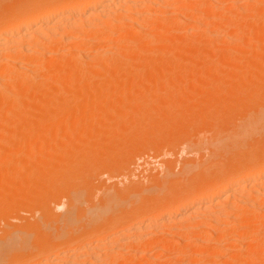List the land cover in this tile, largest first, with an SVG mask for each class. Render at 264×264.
Masks as SVG:
<instances>
[{
    "label": "bare ground",
    "instance_id": "obj_1",
    "mask_svg": "<svg viewBox=\"0 0 264 264\" xmlns=\"http://www.w3.org/2000/svg\"><path fill=\"white\" fill-rule=\"evenodd\" d=\"M6 1H4V2H6ZM48 1L49 2L44 3L42 5L39 4L38 6L36 5L33 8L31 7L27 13H25V12L23 13L22 11H20V8H22V5L23 4L25 5L27 1L16 0L10 7H8V9L5 11L6 13L3 11L2 12L3 15L2 14L0 15V117L3 114L2 111H4V114H3L4 117L2 116L3 119L0 118V130L2 129V131L5 129V130H13L15 132H18V131H21L22 129H27L26 127H28V128L30 127L29 129H32V131H40L42 129H60L61 126L59 127V125H57V126H54V125L51 126L50 125L46 128H45V126H46V124L54 121L55 117H57L59 115L61 116L63 113H64V115H63L64 119H62V121L68 122L70 117L74 113L73 112V110H74L73 106L75 104H78V106L80 105V107L82 108L81 111H79V113H78L79 116L81 117V119L82 118L86 119V118H90L92 116H95V114L100 110V108H98L97 106H91L89 103H87L85 101H87L88 99H91V98L101 99V98L105 97V93H103V91H105L106 89L101 88V89L90 90L87 88L88 85H87V87L82 86V85H85L89 82L91 84V82H94V81H99V83L101 81V83H102V81L104 79H106V76H105V74L102 75V74L96 73V71L98 69H106V68L111 69V68H116V67L117 68L118 67L124 68V67H127L129 65H134V67L135 66H144V67L148 66L151 68H153L154 66L155 67L158 66L160 68L164 67V69H165V67L170 66L171 65L170 63L173 62V61L170 62L169 60L168 61L166 60L167 59L166 55L168 54V52H172V51L182 52V51H184V52L188 53L190 51L189 48L192 49L193 46H195V47L198 46L200 48V46H202L199 44L200 41H198V37L200 36L199 34H201V33L199 32L198 34L195 35V33H196L195 31L189 30V29H193V28L198 29V26H201L202 24L208 23V25L209 24L212 25V27L211 26L209 27V28H213V29H211L212 31L210 32V30L208 28L206 30V33L209 35V33H208V30H209V32L213 35L212 36L209 35V37H208V35L205 33L206 37H208L209 40H210V37L213 38L214 33L218 34L219 36L221 35V37H219L217 35L215 38V39L221 38V40L220 39L218 40V41H220V44L217 43L218 41H216V43H215L214 42L215 39H212V38H211L212 43L214 42L215 44L214 43L210 44V41L207 40L208 38L204 39L206 37L203 36L204 37L203 41L204 40L209 41V44H207L208 42L206 43V41H204L207 44V46H206V44H204V42H202V44L205 45L202 47L210 48L211 46L215 45V48L213 47L214 48L213 52H210L212 50V48L207 49V50L205 49L206 51L210 50L209 52L212 55H214L216 53V51L223 52L221 49H223V48L225 49V47H222L223 45L221 43L222 42L225 43V41L227 40L226 46L229 45V48L227 47L226 49H228L227 54L229 57L231 56V55H229V53H232L233 50L234 51L236 50V55H233L235 60L237 59L236 56L237 57L246 56V57L250 58L252 55H250L251 51H250V54H248L249 53L248 49L250 47H251V49L253 48L251 46V44H253L252 42L255 43L258 41H260V42L264 41L263 40L264 39V0H76V1L72 0L73 2L66 0L65 3H62L63 4L62 7L58 2H55L56 0H54V1L48 0ZM59 1L62 2V0H59ZM2 2L0 0L1 6H2ZM8 2L9 1H7L6 6H8V4H10ZM256 3L257 4L259 3L260 5H257ZM4 5H5V3H4ZM228 13H229V15H228ZM221 14L223 15V17L225 16L223 20L221 19V17H222ZM218 15H221V16H219L221 20L215 19V18H219V17H217ZM213 21H219V23H215ZM182 23L183 24L185 23V25H182ZM252 23H255V26L252 25ZM257 24H259L260 26ZM190 26H191V28H190ZM250 26L252 28H249ZM254 27H257V28H254ZM247 28H249V30H247ZM199 29H198V31H199ZM250 29H251V31H250ZM179 31H182V32L180 33ZM247 31L249 34H248V37L246 38ZM235 33L242 35L241 38L239 37V39H238L235 36V37H233L234 38L233 39L232 36ZM238 34H236V35H238ZM185 35L187 37L193 36V38H195V39L194 40L192 39L193 41L190 42L191 41V39H189L190 37L187 38V37H185ZM194 35L195 36L198 35V37H195ZM179 36H180V38H179ZM181 37H182V39L184 38L183 41H186L185 38L189 39L188 41H186L187 43L188 42L190 43V44L188 43L190 45L189 48H186L188 46V44H186V42L184 43L186 45V47L184 46L183 43H182L183 45L179 44L180 41L182 40ZM178 38L181 39L178 41L179 43L177 42ZM199 38H201V41H202V37L200 36ZM229 39H231V40L233 39L235 41H236V39H238V41H236V42H239L238 43L239 45L234 44V41L232 42ZM228 41H229V43L231 42L232 45L228 44ZM193 42H195V43H193ZM260 42H258V43H260ZM192 43H193V45H191ZM195 44H197V45H195ZM244 44H245V47H244ZM216 45H218V46L221 45L220 50L218 49L219 47L218 48L216 47ZM246 45L248 47H246ZM224 46H225V44H224ZM230 46H232V48H234L233 46H235L236 48L232 49V48H230ZM199 48H197V50H200V53H201V51L204 48L202 50ZM229 49H231L232 51ZM158 52L159 53L160 52L161 53H167L165 56L162 55L166 59L158 61V58H157V60H155L154 58L151 59L150 57H148V55L150 56V55L158 53ZM193 52H194V50H193ZM202 52L207 53L204 50ZM223 53H224V56L221 57L219 61L226 64L228 56H227L225 51ZM196 54H197V52H196ZM260 54H262V53H260ZM159 55H161V54H158V56ZM202 55L199 56V58L200 57L202 58ZM247 55H249V56H247ZM156 57H157V54H156ZM190 57H188V58H190ZM203 57H205V56H203ZM261 57L264 58V56H260L259 58H261ZM170 58H172V56H170ZM182 58H184V57H182ZM249 58L247 59V61L248 60L250 61L252 59V58H250V59ZM192 59L194 60V57ZM214 59L212 61H214V63H215L216 57H214ZM199 60H201V61L199 62ZM199 60L194 61V62L192 61L190 64V67L194 68L196 66L198 67L199 65L201 66V65H205L206 63H208V60L207 61L206 60L203 61L204 59L203 60L199 59ZM244 60H245V57H244ZM252 61H254V60H251L250 62H252ZM250 62H249V64H247L248 62L246 64L248 66H250V65L254 66L255 65L254 63H256V61L252 62V63H250ZM258 63H256V64L258 65ZM173 64L174 63H172V65ZM263 64H264V62L263 63L261 62V65H259V68H261L262 66L264 68ZM175 65H176V63H175ZM139 68H141V67H139ZM152 70H155V69H152ZM152 72H155V71H152ZM165 73H167V72L165 71ZM261 73L263 74V71H261ZM262 74H259V75H262ZM135 75L132 74V76H135ZM146 75H148V74H146ZM155 75H157V74H155ZM113 76H114V74H113ZM262 76H264V75H262ZM142 77H144V75ZM143 79H145V78H143ZM262 79L264 80V78H262ZM263 83H264V81H263ZM92 85H94V84H92ZM99 85H101V84H99ZM126 88H127V86H126ZM261 89L263 90L264 88H261ZM246 90H247V88H246ZM236 95H237V92H236ZM255 95H257V94H255ZM119 97H121V96L120 95L116 96L117 99ZM149 98H150V96H149ZM239 104H240V102H239ZM262 105H264V103ZM248 106H250V104ZM263 107H262V109L259 108L261 110H258L259 112L257 111L258 115H257V113L255 115L257 117L253 118V120H252L253 122H254V120L258 121V118H259L260 119L259 121L261 123L258 122V124H260V126L264 124V109H263ZM150 110H151V108H150ZM219 113H221V112H219ZM167 114H169V113H167ZM255 116H253V117H255ZM213 120H214V118H213ZM122 121H124V120H122ZM147 121H148V119H147ZM125 122H127V121L125 120ZM7 124L8 125L10 124V127ZM79 125H80V123H79ZM122 125H121V127H122ZM252 127H253V125H252ZM262 127H264V126H262ZM84 129H87V128L85 127ZM214 129H216V127ZM257 129H258V126H257ZM261 129H263V128H261ZM101 134L103 135L104 133H101ZM12 135H14V134H12ZM10 137H12V136H10ZM86 137H88V136L86 135ZM98 139H99V137H98ZM91 140H93V139H91ZM94 140H95V138H94ZM94 140H93V142L96 141V140L95 141ZM100 140L102 141L101 138H100ZM4 141L6 142V140H4ZM89 146L90 145H88V147ZM80 149H79V147L78 148L76 147L71 152L74 154V153H76V150L79 151ZM82 150H83V148H82ZM49 151H51V150H49ZM92 151H91V153H92ZM84 152H85V150H84ZM8 153H10V152H8ZM89 154H90V152H89ZM66 155H68V154H66ZM21 161L22 160H20L19 162H21ZM263 161H264V159H263ZM259 162H261V159ZM44 164H45V162H44ZM261 164L262 165H260V163H259V165H260V167L258 165L259 168L255 167V169H257V170L253 174L250 171H248V169H245V170L240 171V173L238 172L239 174H237V173L235 174L233 172H231V174H229L230 173L229 172L225 175L224 174L223 175L213 174L214 176L208 177L206 179L204 177V180L201 181L200 184L195 185L192 188L191 192H189V193L184 192V194L179 195L178 197H175L176 195L171 192L167 195V197H164V200H162L160 202H153L155 197L152 198V195H153V193H152L150 198L153 199V201L152 200L149 201L150 198L146 197L144 199L143 203L142 202H140L138 204L135 203V204H137V206L134 205L135 207L128 212L129 215L131 214L134 216L135 221L132 223L130 222V217L128 215H118L115 218H112L113 220L111 219V217H113V216H111L109 218V215H112L113 213L118 211V207H117V203L114 201V199L110 195H107V193H104V191L107 189L103 188L104 189V191H103L104 195L102 194L103 197L101 200V204H99V202H97L99 204V206H101V207L100 208L96 207L94 209L95 205H93V206H91V207H93L92 209L87 208V210L85 209V211L89 212V210L91 209V210H93L92 212H94L96 209H100V213H102V215H104L106 213L108 214V215L106 214L107 218H104L106 215L104 217H102V215H101V218H104V219L109 218V219H111L110 221L106 220L104 222H107V223L102 224L103 222L100 223L101 219L98 220L100 217V214H98L99 216H97L95 214L98 218L96 216L93 219L87 218L88 222H92V220L95 221L96 218L98 221L97 222L95 221V223H91V224L89 223V225L86 223L87 227L90 226L87 228L84 225L86 218H84L85 221L83 220V222H82V218L84 216L90 217L91 216L90 214H94V213H92V212H90V214L88 213L90 216H88V214H87V216L85 214H83L82 218L79 216V219L81 218L80 219L81 221L79 222V226H81L83 224L85 226V228H83V226H82V228L84 230L81 228L80 229L86 233L79 235L80 230H78V228H77L78 225L76 222V223H74V225L75 224L77 225V227L75 229L78 230L77 233H79V234L74 233V237H73L72 236L73 233H71V234L69 233V235H71L72 237L70 236L71 238L69 237V239H65V240L61 241V239L63 237H65V234H66V233L62 232V230H61L60 232H62L64 235L61 238L62 234H56L58 237L60 236L59 238H61V239L59 240V239L54 238V240H56V241L58 240L57 242H59V243L57 244V242H54V243H56V244H53L54 246L49 245L51 247V249L49 246H47L50 243V242L47 243L48 240L45 241L46 244L44 242L43 245H41V246L45 245L47 248L45 246L44 247L39 246L40 244H38L39 243L38 241H40V240H38V237L33 236L32 235L33 233L30 232L31 231L30 229H33L32 226H31V228L28 229L29 231L27 230V228H28L27 226H29L31 223L23 224L22 229L20 227V228H18L19 230L17 229V227H19L20 225L17 226L16 228L14 227L15 231H13L14 229L12 228L11 229L12 232L10 231V229L8 231L4 230L5 235L3 234L4 235L3 236L4 241L2 242V244L5 246L7 243V245H6V246H8L7 250L12 249L11 251H13V250L15 251L14 253L11 254V256L14 255V258L12 257V260L11 259H8V260L5 259V260H6V262L8 261L7 264H28L30 262L29 260L31 258H33V256L34 257L38 256V257H40L39 258L40 264H147V263H145L146 259H148L149 257L152 258V255L154 257V253L157 254V252L168 251L169 249L174 248V250H176V251L180 250L184 254V257L182 256L183 257V259H182L183 263H181L182 261L178 262V259L181 260V258H182L180 256L179 258L178 257H173V258L171 257L172 261L174 260V258H176V261H173L174 263L170 262L171 264H178V263H180V264H185V263L186 264H195V263L199 264L200 262H201V264H205V263L210 264V261L214 260V257H216V259L219 258V257H217L218 256L217 250H216L217 253L210 254L208 256V259L206 256V259L208 260L207 261V260H204L205 259L204 257H202V255H204V253L200 252L199 251L200 249L198 250L197 248H199V246H202V245H204V246L214 245L217 248L219 245L221 246L223 244L222 241L226 242L227 239L230 240V242H229V240L227 241V243H230L229 245L234 243L235 245L237 244V246H238L237 241L238 242L240 241L242 243L244 241V239L248 240V241L245 240L247 242V243L246 242L245 243L249 244L250 246H254L256 244V247L254 246V248L251 251H250V246L247 245V250L250 251V254H249V256H248V254H246V255L248 257H251V258L257 257L256 259H258V256H259L258 251L260 250L259 247H262V248L264 247V231L263 230H262L263 232L260 231L261 229L259 228V227L262 228L264 226V201H262V199L264 198V163H261ZM72 167H74V166H72ZM80 167H83V165H81ZM57 170H60V169L58 168ZM93 170L95 171V169H93ZM45 172H47V171H45ZM62 172H64V171H62ZM185 172L187 173V171H184V175H185ZM38 173H36V174L38 175ZM88 174L90 175V173H88ZM28 177H29L28 175L25 176V178H28ZM170 177H172V176H170ZM170 177H169V180H170ZM151 179L149 180L150 182H151ZM74 181H76V180H74ZM13 182H15V181H13ZM26 182L27 181H25V183ZM32 182L34 183L35 181H32ZM76 182H74V183H76ZM22 183L23 182L21 181V184ZM27 183H29V182H27ZM30 183H31V181H30ZM41 183H42V181H41ZM65 183H68V182H65ZM69 184H72V182H70ZM77 184H80V183L78 182ZM249 184L252 185V188L248 192H246V194L244 196H240L241 190L244 187L249 186ZM23 185H25V184L23 183ZM38 185H40V184H38ZM85 185H87V184H85ZM72 186L73 187L76 186L75 189L77 187H79V185H76V184L72 185ZM81 186L83 187V185H81ZM81 186L79 188H81ZM172 186H173V184H172ZM174 186H173V188H174ZM62 187L65 188V186H62ZM68 188L72 191L75 190V189L73 190V188L71 189L70 187H67V189L65 188V191H68L66 193H70ZM129 189H131V188H129ZM76 190H75V193H77V195L79 192H80V194H82V190H77L79 192H77ZM28 191H30V190H28ZM91 191H92V189H91ZM127 191H129V190H127ZM85 192H86V189L84 191V195L86 194ZM150 192H152V190ZM30 193H31V191H30ZM28 194H29V192H28ZM80 194H79V196H80ZM69 196L70 197H67V198L68 199L70 198V201L72 203L70 202L68 204V201H67L68 199L65 200V201H67L66 202V207H67L66 210L71 211L70 209H73L75 207L74 206V204H76L75 202L78 203L80 201V198H82L81 197L82 195L80 196V198H79V196H76V194H75V197H74V195H72L73 196L72 197L71 194H69ZM28 197L29 196H27V198ZM76 197H78V198H76ZM98 197H100V196H98ZM13 198H8V199H10L9 200L10 202L14 203L15 200H13ZM73 198L74 199L76 198L75 202H74ZM64 199H66V198H64ZM77 199H78V201H77ZM146 199H148V200L146 201ZM56 200H58V199H56ZM81 200H83V199H81ZM84 200H83V202H84ZM2 201L5 202L4 200H2ZM3 202H2V204H3ZM10 202H8L6 200V202L4 203L5 208H6V206H8V207L10 206L9 205ZM54 202H56V201H54ZM80 203H81V201L78 204H80ZM15 204H17V203H15ZM36 204L37 203H35V205ZM78 204H76V205H78ZM84 204H86V203H84ZM68 205H70L71 207ZM3 207H4V205H3ZM69 207H70V209H68ZM78 207H79V205H78ZM80 207L83 208L82 204ZM88 207H90V206L88 205ZM13 208H14V206H13ZM20 208H22V207H20ZM33 210H35V209H33ZM52 210H54V209H52ZM18 211H20V210H18ZM45 211L41 212V214H43ZM74 211L75 210L71 211L70 213L66 211V213H69L68 215L72 216L71 214H74V213L79 214L78 212H80L77 210H76L77 212H74ZM120 211H118V212H120ZM72 212H74V213H72ZM82 212H83V210H82ZM108 212H110V213H108ZM12 213H13V211H12ZM13 215H15V214H13ZM79 215H82V214H79ZM12 216H9V217L13 218V217H16L18 215L13 216V217ZM70 216H68L67 219H69ZM44 217H45V215H44ZM63 217L65 218L66 216L64 215ZM75 217H77V216L75 215ZM2 218H3V216H2ZM49 218H51V219L46 218L48 220V222L45 219L49 228H50V226H53V225L55 227L59 226L58 225L59 219L61 222V218H59V216L56 217L55 219H54V216H53V218L52 217H49ZM71 218H70V220H72ZM42 219H43V215H41V220ZM53 219H54V221H53ZM49 220H52L53 222H55V220H57V224H56V222H55L56 225L52 222L50 223ZM5 221L6 220H4V222ZM10 221L11 220H9V222ZM37 221H36V224H38ZM64 221H66V220H64ZM76 221H79V220H76ZM6 222L8 223V220ZM31 222H33V221H31ZM34 222H35V218H34ZM46 222H44V223H46ZM69 223H70V221H69ZM8 224H10V223H8ZM51 224H53V225H51ZM61 224H62V222H61ZM71 224H72V221H71ZM71 224L69 226H71ZM64 225H67V227H68V223H66V224L64 223ZM74 225L72 224V227ZM91 226L93 228H91ZM8 227H9V225H8ZM24 227H26V229H23ZM40 227H43V225ZM58 228H60V227H58ZM58 228H55V229L58 230ZM4 229H7V228H4ZM34 229H36V231H37L38 228L34 227ZM34 229H33V231H34ZM51 229L47 230V228H46L45 232L49 231V233H51L52 232ZM263 229H264V227H263ZM40 230L42 231L43 229L41 228ZM69 231L74 232V229L70 227V230H68L67 232H69ZM180 231H184L187 233V240H184L181 244L180 243H178V244L173 243L172 240H175L177 237H179ZM83 232H81V233H83ZM30 233H32L31 235L33 236V238L35 237L36 239L35 238L31 239L32 236L31 237L29 236ZM46 233L48 235V232H46ZM34 234H35V232H34ZM53 234L54 233H52V235ZM112 234L115 235L114 238L111 241L107 242V240L110 239V236H112ZM47 235H44V236H46L48 238L50 235H48V236ZM232 235H235V238H236V241H234V242H233V240H235V239H233L234 236H232ZM46 237H44V239H46ZM228 237H230L233 240L231 241V239ZM237 239H241L243 241L237 240ZM52 241L53 240L51 239V242ZM115 241L116 242H118V241L123 242L124 241V244L122 245L123 247L121 248L120 251L114 252L111 248L109 251H106V252H102L103 250L101 251L102 246L103 247H104V245L110 246ZM240 242H239V244H241ZM0 243H1V241H0ZM88 243H89V245H87ZM147 243H151L152 248L148 249V248H145L143 246L144 244H147ZM245 243H242V245ZM59 244L64 245L63 249H66V250H64V251H66V253L64 255H62L63 253L60 254L59 256H60L61 261H60V263H56V262H53V260H55L56 258H54V259L51 258L50 254L48 255V252L51 253L50 251H52V247H54V248L59 247L60 248V246H58ZM31 245H33V247H31L32 250L27 252L28 251L27 248L30 247ZM37 245L39 246L38 248H41V249L43 248V250H41V249L39 250L38 248H37L38 250H36ZM56 245H57V247H56ZM215 247H214V249H215ZM232 247H234V245ZM3 248L5 249V247H2V250H3ZM234 248H236V247H234ZM243 248H245V245L243 246ZM194 249H197V250L194 251ZM25 250H26V252H25ZM23 251L25 253H23ZM64 251L62 250L60 252H64ZM190 251L191 252L193 251L192 254L189 253ZM5 252H7V251H5ZM57 252L59 253V251H57ZM57 252H54V253H57ZM54 253H53V255H54ZM169 254H172V253H169ZM178 254H179V252H178ZM6 255H8V254H6ZM229 255H228V257L226 254L224 255V258L226 261H228V259L229 260L230 259L235 260L236 256H233L235 254H233L231 256H229ZM210 258H212V259H210ZM57 259H59V258H57ZM121 259H124L126 262L124 260H121ZM256 259H254V260H256ZM37 260H38V258H37ZM37 260L35 263H37ZM168 260H170V259L165 258V260H163V262L160 260L162 263L160 261H157V260L156 261L158 264L159 263L170 264ZM203 260L205 261V263H203L204 262ZM252 260H251V262H252ZM149 261L152 263L151 260H148V262ZM184 261H186V262L184 263ZM214 261L216 262L218 260H214ZM214 261H212V262H214ZM237 261L238 260H236V262ZM150 262H149V264H150ZM176 262H178V263H176ZM31 263L34 264L32 261H31ZM254 264H255V262H254Z\"/></svg>",
    "mask_w": 264,
    "mask_h": 264
},
{
    "label": "rangeland",
    "instance_id": "obj_2",
    "mask_svg": "<svg viewBox=\"0 0 264 264\" xmlns=\"http://www.w3.org/2000/svg\"><path fill=\"white\" fill-rule=\"evenodd\" d=\"M4 1L6 0H1L2 6L0 5L1 7L0 15L1 14L3 15L2 12L3 11L5 12L8 9V7H10L16 0L15 1L7 0L9 1L8 3H10L8 4V6H6L7 1L6 2ZM25 1H27L26 4L25 5L23 4L22 8H20V11H22L23 13L24 12L27 13L31 7L33 8L36 5L38 6L39 4L42 5L44 3L49 2L48 0H29V1L25 0ZM65 1L66 0H62L61 2L59 0H56L55 2H58L62 7L63 6L62 3H65ZM69 1H72V0H69ZM257 5H260V4L258 3ZM221 15H218L217 17ZM224 17L222 15L221 19L223 20ZM215 19H220V17L215 18ZM213 22L219 23V21H213ZM182 25H185V23L184 24L182 23ZM252 25L255 26V23H252ZM210 26L212 27V25L210 24L208 25V23H206V24H202L201 26H198V29L201 27L199 31L198 29L193 28V27H192L193 29H189L190 31L191 30L195 31L196 32L195 35L198 34L199 32L201 33L199 35L202 37V41H201V38H199L200 36L199 37L198 35L197 36L194 35V36L198 37V41H200L199 44L202 46H205L202 44V42L206 41V40L203 41V38H204L203 36L206 37V34H207L206 30ZM249 28H252V27L250 26ZM249 28H247V30H249ZM254 28H257V27H254ZM211 29L213 28H209L210 32L212 31ZM209 30H208V33L210 36H212L213 34H211ZM179 32L181 33L182 31H179ZM236 34L238 33L233 34L232 38L235 36L238 39L239 37L241 38L242 35L238 34L239 35L238 36ZM248 34L249 33L247 31L246 38L248 37ZM217 35L218 34L214 33L213 38L210 37V40L208 37L204 39L208 38L207 40L210 41V44H213L214 42L216 43V41H218L219 39L221 40V38L215 39ZM185 37L187 36L185 35ZM188 37H190L189 39H191L190 42H192L195 39L193 38V36L192 37L188 36ZM219 37H221V35ZM179 38L177 39V42L182 39V37L181 39ZM187 38H185L186 41L189 40ZM211 38L215 39L213 43H212ZM183 39L180 41V43L179 42L178 43L183 45L186 42V41H183ZM233 39L232 40L229 39V40H231L232 42L234 41V44L239 45L238 44L239 42H236L238 41V39H236V41ZM209 41H206V43L208 42L207 44H209ZM226 42L227 40L225 41V43L224 42L221 43L223 45L222 47H225V49L223 48L224 50L223 49L221 50L223 52L225 51L227 54L228 49L226 48L227 47L229 48V45L226 46L227 45ZM258 42H255V43L252 42L253 44H251V46L253 48L251 49L250 47L248 49L249 51L248 54H250V51H251L250 55L252 56L250 58H252L251 60H254L252 62L256 61V63L259 62L260 64L258 63L257 65L256 63H254L256 66L253 64L254 66L250 65L251 67L247 65L251 61V60L247 61L249 57L244 56L245 57V60H244V57L236 56L237 59L235 60L233 55H236V50L232 51L231 49H229L232 51V53H229V55H231L230 57L227 54L228 56L227 63L224 64L219 61L220 58L224 56L223 52L216 51L215 54L213 53L215 56L210 53V52H213L215 45L211 46L210 48H207V47L205 48L202 46H200L199 48L198 46L196 47L193 46L194 49L193 48L191 49L189 48L190 43L188 42L189 43L188 44L186 42L188 46L186 47L185 44L184 46L186 48H189L190 51L192 50L191 52L189 51L187 53L184 51L182 52L172 51V52H168V54L158 52L150 56L147 54L148 57H150L151 59L154 58L155 60H157L158 58V61H161L166 58H167L166 59L167 61L168 60L170 62L173 61L172 63L174 64L172 65V63H170L172 66L171 65L167 66L165 67V69L164 67L160 68L158 66L156 67L154 66L153 68H151L148 66H145V67L135 66L134 67V65H129L124 68L116 67V68H111V69H108V68L98 69L96 73L102 74V75L105 74L106 79H104L102 83L101 81L100 83L99 81H94V82H91V84L89 82L85 85H82L86 87L88 85L87 88L90 90L101 89V88L106 89V90L104 89L105 91L102 90L103 93H105V97L101 99L91 98L85 101L89 103L91 106H97L98 108H100V110L95 114V116H92L86 119L85 118L81 119L78 113L79 111H81L82 108L80 107V105L78 106V104H75L73 106L74 113L72 114V116L70 117L68 121L70 124L68 122L62 121V119H64L63 118L64 113H63L61 116L59 115L60 117L59 116L55 117L54 118L55 120L53 119L54 121L46 124L45 126L46 128L50 125L51 126L59 125V127L61 126L60 129H42L40 131H32V129H29L30 127L29 128L26 127L27 129H22L21 131H18V132H15L13 130H5V129L2 131L1 129L0 130L1 132L0 133V153H1L0 154V199H1L0 200L1 201L0 202V205H1L0 206L1 208L0 209V218H1L0 219L1 221L0 222V234H1L0 235V238H1L0 239L1 241L0 243V264H7L8 261L6 262V260L8 259L12 260V257L14 258V255L11 256V254L15 252L14 250L11 251L12 249L7 250V247H8L6 246L7 243L5 246L2 244V242L4 241L3 236L5 235L4 230L8 231L10 229L11 231V229L13 228L14 229L13 231H15V228L17 226L20 225L19 227H17V229L20 227L22 229L23 224L31 223L32 225L31 224L29 226L26 225L28 227L27 230L31 228L32 226L33 229L34 227L38 228L37 229L38 232L36 231V229H34V231L33 229H30L31 230L30 232H32L33 234L30 233L29 236L31 237L33 235V236L38 237V240H40L38 241L39 242L38 244H40L39 245L40 247H44L45 245L44 246H41V245H43V243L47 240H48L47 243L50 242L47 246L49 245L54 246L53 244H56L54 242L58 241V240L57 241L54 240V238L60 240L62 236L64 235L62 232L66 234H65V237L61 239V241L65 239H69V237L71 236L69 235V233L70 234L73 233L72 236L74 237V233H77L78 230H80V234L77 233L79 235L86 233V232H83L84 230L83 228H85L86 223L89 225V223L90 224L95 223V221L97 222L98 220L101 219L102 221L100 220V223L103 222L102 224H104V223H107L104 221L106 220L110 221L112 218H115L118 215H128L130 217V222L131 223L134 222L135 221L134 216L131 214L129 215L128 212L131 209H133L135 206H137L138 203L140 202L143 203L146 197L150 198L152 193L154 195V196L152 195V198L155 197L154 201L151 198L149 201L152 200L153 202H160L164 200V197H167V195L171 192L176 195L175 197H178L179 195L184 194V192L186 193L191 192L192 188L195 185L200 184L201 181L204 180V177L206 179L208 177L214 176L213 174L215 175L224 174L225 175L229 172H230L229 174H231V172L235 174L236 173L239 174L240 171L245 170V169H248V171H250L253 174L257 170L255 169V167H258L259 163L260 165H262L261 163H264L263 161L264 159V127H262L264 126V124L262 123L263 125L261 126L260 124H258V122H260L259 118H258V121L257 120H254V122L252 121L253 118L257 117L255 115L256 113L258 115V112H259L258 110H261L262 107L264 106L262 105L264 103V92H263L264 89L263 90L261 89V88H264V83H263L264 80L262 79L264 78V76H262L264 75V68L263 66L261 67L262 69L259 68V65H261V62L262 63L264 62L263 57L259 58L260 56H264V41H261L260 43ZM193 43L191 45H193ZM206 43L204 42V44ZM217 43L220 44V41H218ZM228 44L232 45V43L231 42L229 43V41H228ZM235 46L233 47L236 48L237 46L236 47ZM216 47L217 48L219 47L218 49L220 50L221 45L220 46L216 45ZM244 47H245V44H244ZM246 47L248 46L246 45ZM197 48L201 50L204 48L203 50L207 53L202 52L203 50L200 53V50H197ZM211 48H212L211 51L210 50L206 51L207 49H211ZM230 48H232V46H230ZM193 50L195 53L193 52ZM156 54H157V57H156ZM158 54H161V55L158 56ZM162 55L164 56L166 55L167 57L165 58ZM201 55H202V58L201 57L199 58V56ZM170 56H172V58H170ZM193 57H194V60L192 59ZM214 57H216L215 63L214 61H212ZM199 59H202V60L204 59L203 61L208 60V63H206L205 65H201V66L199 65L198 67L196 66L194 68L190 67V64L192 61L194 62ZM200 61L201 60H199V62ZM152 69H155V70H152ZM152 71H155V72H152ZM165 71L167 73H165ZM261 71H263V74L261 73ZM131 73L134 75L136 74V75L132 76ZM259 74H262V75H259ZM143 75L144 77H142ZM236 92H237V95H236ZM117 95H120L121 97L117 99L116 98ZM249 104L250 106H248ZM2 112L4 114V111ZM166 112L169 114H167ZM3 114L2 116L4 117ZM2 116L0 117L1 119H3ZM213 118L215 121L213 120ZM125 120L127 122H125ZM8 126L10 127V124ZM257 126H258V129H257ZM85 127L87 129H84ZM215 127L216 129H214ZM101 133H104V134L102 135ZM86 135L88 137H86ZM90 138L93 140L95 138L96 141L94 140L95 142H93V140H91ZM100 138L102 139V141L100 140ZM4 140H6V142ZM88 145L90 146L88 147ZM76 147L77 148L79 147V149L82 147L83 150L81 148L79 150L80 152L76 150V153L73 154L71 151ZM18 158L22 161L19 162L20 160ZM260 159H261V162H259ZM43 161L45 162V164ZM81 165H83V167H80ZM58 168L60 170H57ZM93 169H95V171ZM62 171H64L65 173ZM184 171H187V173L185 172V175H184ZM36 173H38V175ZM88 173H90V175ZM27 175L29 176L28 177L29 179L25 178V176ZM169 177H170V180H169ZM150 179H151V182L149 181ZM74 180H76L77 182ZM21 181L25 185H23V183L21 184ZM25 181L29 183L27 182L25 183ZM32 181H35V182L33 183ZM69 181L72 182V184H69L70 183ZM65 182H68V183H65ZM78 182L81 185H83V187L80 184H77ZM75 184L79 185V187L81 186V188L77 187L78 189L77 188L76 189L82 190V194H80V192L75 189L76 186L75 187L72 186ZM172 184L173 186L175 185L176 187L174 186L173 188ZM62 186H65L66 189L67 187H70L71 189L73 188V190L75 189L79 193L77 195V193H75V190L72 191L69 188L68 190L70 191V193H66L68 191H65V188H63ZM103 188L107 190L104 191ZM251 188H252L251 184H249V186L244 187L240 192V196H244L246 192H248ZM85 189H86V192H85L86 194L84 195ZM28 190H30L31 193ZM151 190L152 192H150ZM103 191L104 193H107V195H110L114 199V201L117 203L118 211L121 210L120 212L116 211L113 214L111 213L112 215H109V218L113 216L111 217V219L109 218L104 219V218H107L108 214L106 213L107 214L106 215L103 213L104 215H102V213H100V209H96L97 211L95 210L94 212H92L93 210H91L93 208L91 206L93 205H95L94 209L96 207L97 208L101 207L99 206V204H101V200L104 195ZM69 194H71V196L74 195V197H75V194L76 196H79V194L80 196L82 195L81 196L82 198H80L79 196L80 201H81L80 204H78L80 201L78 203L75 202L76 198L78 197H76L75 199L73 198L74 202L78 204L79 207L78 205L74 204L75 207L74 208L72 207L73 209H70L71 206L68 205L70 206L68 209H70L71 211L75 210L74 212L80 211L78 213L82 215H79L74 212H72L74 213V214H71L72 216L68 215L71 212V211L66 210L67 208L66 202L68 201V204L71 202L70 198L69 199L67 198V197H70ZM20 196L21 197L23 196V197L21 198ZM27 196H29L28 197L29 199L27 198ZM8 198H13L15 202L14 203L10 202L9 201L10 199ZM81 199L83 200L85 199L84 202ZM2 200H4L5 202L6 200L10 202L9 204L10 206L9 207L6 206L5 208V204H4L5 202H3ZM51 200L53 202L54 201L56 202L53 203ZM147 200L148 199H146V201ZM262 201H264V198L262 199ZM97 202H99V204ZM35 203L37 204L35 205ZM81 204L83 208L80 207ZM12 205L14 206V208ZM88 205L90 207H88ZM87 208H91L90 209L91 211L88 209L89 212H86L85 209L87 210ZM65 210L69 213H66ZM43 211L45 212L41 214V212ZM90 212L94 214H90ZM83 214H85L86 216L88 214V216L90 217L84 216L82 218ZM95 214L97 216H99L98 214H100V217L98 220H97L98 217ZM12 215L13 216L18 215L19 217L18 216L13 217ZM41 215H43L42 220H41ZM52 215L54 216V219L59 216V218H61L62 224L60 222V219L58 218L59 226L55 227L53 224H51L53 226H50L49 228L47 224L48 220L46 218L51 219L49 217L53 218ZM64 215L66 216L65 218L63 217ZM67 215L70 216L69 219H67L68 218ZM75 215L77 217H75ZM101 215L102 217H104L105 215L106 216L104 218H101ZM9 216H12L13 218H10ZM79 216L82 218V222L84 218H86L85 219L86 221L84 220L85 226L83 224L79 226V222L81 221L80 220L81 218L79 219ZM95 216L97 217L96 220L94 219L95 221L92 220V222H88V219H93ZM34 218H35V222H34ZM70 218L72 220H70ZM45 219L47 220V222ZM4 220L6 221L8 220V223L10 224H8L6 221L5 223ZM9 220H11L12 222L11 221L9 222ZM26 220L27 221L29 220V221L27 222ZM76 220H79V221H76ZM36 221L38 224H36ZM43 221L46 223H44ZM49 221L50 223L52 222L55 224L56 222L57 224V220H55V222H53L52 220H49ZM71 221L73 225L74 223L77 222L78 227L76 224H75L76 226L74 225L75 227L74 226L72 227ZM64 223L65 224L68 223V227L67 225H64ZM70 224L71 226H69ZM42 225L44 228L40 227ZM70 227L74 229V232H71V231L67 232L68 230H70ZM76 227L78 228V230L75 229ZM263 227L262 228L259 227L261 229L260 231L262 230L264 231ZM4 228H7V229H4ZM41 228L44 231L43 230L41 231L40 230ZM46 228L47 230L48 229L50 230L51 228L53 229V230L51 229L52 231L51 233H49V231H46L48 232V235H50L48 238L44 236V235H47V233L45 232ZM55 228H58V230ZM80 228L83 230H81ZM91 228L93 227L91 226ZM23 229H26V227H24ZM61 230L62 232H60ZM52 233L54 234L52 235ZM56 234H62L61 238H59L60 236L58 237ZM33 236L31 237V239L35 238V237L33 238ZM114 236L115 235L112 234V236H110V239L107 240V242L111 241L114 238ZM232 236H234V238ZM232 236L231 237L235 240L231 239L230 237L228 238H230L231 241L233 240V242L236 241L235 235H232ZM44 237H46V239H44ZM177 238L175 240H172V242L176 244L178 243L181 244L184 240H187V233L184 231H180V235ZM51 239L53 240L52 242H51ZM228 240L229 239H227L226 242L222 241L223 244L221 246L219 245L217 248L214 245H207V246L202 245V246H199V248L197 249L198 250L200 249L199 251L204 253V255H202V257L205 258L204 260H207L210 254L218 252L217 257L219 258L216 259V257H214V260H218V261L215 262L214 260H212L214 262L210 261V264H225V263L226 264H239L240 262H241L240 264H246V263L254 264V262L255 264H264V247L263 248L259 247L260 248V250L258 251L259 256H258V259H256L257 257H254V258L248 257L250 254V251L254 248V246L256 247V244L254 246H250L249 244H246L247 243L246 241H248L247 239H244V241L241 239H237V240L243 241L242 243H245V242L246 243L242 245L240 241L239 242L241 244H239V242L237 241L238 246L237 244L235 245L234 243L229 245L230 243H227ZM58 243L59 242H57V244ZM123 244H124V241L123 242L115 241L110 246H105V245L104 247L102 246L101 251L103 250L102 252H106V251H109L110 248L114 252L120 251L121 248L123 247L122 246ZM87 245H89V243ZM233 245L236 248L232 247ZM244 245H245V248H243ZM247 245L250 246V251L247 250ZM39 246L37 245L36 250L41 249V248H38ZM58 246H60V248L52 247V251H50L51 253L48 252V255L50 254L51 258L53 259L56 258L55 260L52 259L53 262H56V263H60L61 261L59 255L62 253H63L62 255H64L66 253V251H64L66 249H63L64 248L63 244L62 245L59 244ZM143 246L148 249L152 248L151 243L144 244ZM2 247H5V249L3 248L2 250ZM31 247H33V245L27 248L28 250L27 252L32 250ZM61 249L64 252H60L62 251ZM197 249H194V251H196ZM41 250H43V248ZM57 251H59V253ZM25 252L23 251V253ZM54 252H57V253H54ZM192 252L190 251L189 253L192 254ZM169 253H172V254H169ZM225 254L227 255V257L229 254H230L229 256L235 254L233 256H236V258L235 260L228 259V261H226L224 258ZM246 254H248V256ZM180 256L184 257V254L180 250L176 251L173 248V249H169L168 251L157 252V254L154 253V257L152 255V258L149 257L148 259H146V262L145 261L144 262L149 264L150 261L148 262V260H151L152 263L155 261L156 263L155 262L154 263L158 264L157 261L161 260L163 262V260L167 258V259H170L168 260L169 263L170 262L174 263L173 261H176V258H174L173 261H172V258L173 257L179 258ZM206 256H207V259H206ZM183 257L181 258V260L178 259V262L182 261L181 263H183V260H182ZM33 258L29 260L30 262L28 264H32L31 261L34 264H37V263L40 264V259H39L40 257L33 256ZM36 260H37V263H35ZM121 260H124V259H121ZM236 260L238 261L236 262ZM185 262L186 261H184V263ZM152 263L150 262V264ZM203 263H205V261ZM199 264H201V262ZM205 264H209V263H205Z\"/></svg>",
    "mask_w": 264,
    "mask_h": 264
}]
</instances>
